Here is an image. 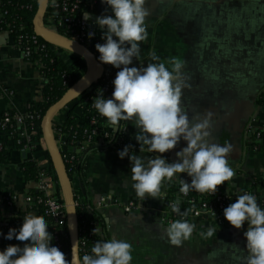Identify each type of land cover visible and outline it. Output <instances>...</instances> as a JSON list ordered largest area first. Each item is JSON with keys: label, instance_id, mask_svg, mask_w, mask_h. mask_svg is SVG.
<instances>
[{"label": "crops", "instance_id": "crops-1", "mask_svg": "<svg viewBox=\"0 0 264 264\" xmlns=\"http://www.w3.org/2000/svg\"><path fill=\"white\" fill-rule=\"evenodd\" d=\"M86 1L84 12L92 14L91 23L105 14L108 6L102 0ZM145 7L149 10L148 38L140 42L141 62L144 66L163 62L169 67L173 60L182 63L180 80L186 84L182 102L191 123L200 122L206 113L213 112L212 142L233 146L229 163L235 174L220 188L231 194L259 193L260 187L255 186L264 180V155L253 149L249 131L264 124V0H146ZM153 53L160 61L151 60ZM60 57L71 65L77 56L63 49ZM141 62L133 61L137 67ZM46 84L41 66L25 58L13 37L1 33L0 120L10 110L26 114L30 105L40 101ZM72 104L73 101L56 115L54 123H65ZM75 114L81 116V110ZM132 123L121 121V126L127 141L140 148L135 139L139 129ZM0 140L7 142L12 151L10 163L0 165V231L7 234L11 228L19 229L28 214L42 218L33 199L27 202L29 196L39 192L38 182L27 180L21 166L30 160L48 162V147L40 144L31 154L18 150L7 133H0ZM186 143L181 140L175 149L164 154L150 153L145 145L144 151L132 155L145 159L163 155L175 162L176 152ZM81 168L73 180L76 197L99 214L103 240L115 236L132 244L131 264H246L247 222L237 229L227 219L218 225L204 221L199 231L181 245L170 242L168 225L161 221L159 210L163 207L162 197L176 190L179 174L162 182L157 198L140 199L132 187L128 157L94 152L84 157ZM180 175L182 178L183 173ZM51 194L63 198L58 181ZM262 196L260 192L257 200L264 206ZM103 197L136 202L143 211L126 213L117 207L96 210ZM209 227L216 230L213 235L202 236ZM10 244L23 247L15 239L0 236V250Z\"/></svg>", "mask_w": 264, "mask_h": 264}, {"label": "clouds", "instance_id": "clouds-1", "mask_svg": "<svg viewBox=\"0 0 264 264\" xmlns=\"http://www.w3.org/2000/svg\"><path fill=\"white\" fill-rule=\"evenodd\" d=\"M102 3L108 6L105 14L97 16L92 23L103 30L101 38L104 42L95 47L100 53L99 61L119 71L113 81L111 98L99 92L93 106L114 131L121 121H133L139 129L135 139L140 144V152L147 145L148 152L164 154L175 149L181 140L187 142L176 152L178 159L175 162H169L163 155L147 159L132 155L131 145L118 152L121 159H130L132 187L137 197L157 198L162 182L171 181L177 174L180 191L184 194L192 190L216 193L217 186L229 181L235 173L229 163L233 146L212 142L214 113L208 112L200 122L191 123L182 102V89L186 84L180 80L183 65L179 60L171 61V67L163 62H148L147 66L141 62L140 42L148 38L146 0H102ZM84 18L92 20V14L85 11ZM94 35L95 32H90L89 38ZM134 59L141 62L139 67L134 65ZM151 60L160 61V57L153 53ZM181 173H187L191 182L182 179ZM236 196V202L224 209V216L237 229L247 222L248 229L244 232L246 264H264V206L253 193ZM172 209L182 217L187 215L186 211L181 212L178 203L173 204ZM48 228L45 219L28 214L19 229L11 228L7 234L0 231V236L5 239H15L23 244V247L10 244L0 250V264H131L133 260L132 244L113 236L97 240L92 254L82 258L75 251V245L69 261L65 253L52 244L53 235ZM195 228L196 225L186 219L171 222L167 227L170 242L181 245ZM98 231V228L94 229V234ZM215 231L209 227L201 235L210 237Z\"/></svg>", "mask_w": 264, "mask_h": 264}, {"label": "built area", "instance_id": "built-area-1", "mask_svg": "<svg viewBox=\"0 0 264 264\" xmlns=\"http://www.w3.org/2000/svg\"><path fill=\"white\" fill-rule=\"evenodd\" d=\"M35 1V0H33ZM37 1V0H36ZM86 0H49L48 12L45 18V27L51 31H59L62 27H66L70 34V36L62 35L69 40L73 41L76 44L84 46L88 49L97 62L102 66L103 73L101 79L97 81L95 84L99 82H103L101 85V89L95 93L94 98L99 94V92H103L108 98H111L112 93L114 91L113 81L116 77L119 69L114 68V66L110 64L101 63L98 59L100 53L96 49L95 45L97 43H103L102 38H98L95 40V35L89 38V33L91 31V26H95L89 20L84 18V10L86 7ZM33 7L29 6L28 8L31 10ZM2 16H0V20ZM96 27V26H95ZM100 29L99 27H96ZM76 29V30H75ZM78 30V32H77ZM103 31L102 29H100ZM23 31V28L20 30ZM11 36L12 31L5 32ZM38 37L36 33L31 37L27 36H19L16 40L17 48L24 54L25 58L29 60L31 58L33 52L38 50V47H32L27 45V43H31L33 45H38ZM95 41V42H94ZM39 48L44 49L45 46H39ZM92 85V86H93ZM92 88V87H91ZM3 93L7 94V90H3ZM31 109V105L26 114H15L13 117L7 111L0 120V133L9 134L12 139L17 140L18 145H23L22 151H26L29 153H33L37 150L40 144L47 146L45 142L38 143L37 141H33L32 137L37 136V132L29 133L27 128H21L25 125L26 119L35 120L40 119L43 121L44 117L41 115H32L29 110ZM100 118L103 119L105 117L100 115ZM99 121L94 120L93 125L95 128L92 131V134L89 138L82 142V144L78 146H74V142L69 144L67 143V139L61 130L55 127V123H53V134L56 139V143L58 148L62 154L63 161L66 164H72L75 161L79 160V155L82 153L90 152L93 146H102V150L100 152H108L118 156V152L122 150L126 145H131V154L136 153L140 150V148L130 142L127 141L125 136V130L122 128V124L120 122V127H118V131L115 132L110 123L98 125ZM251 137L255 135L257 140L261 139V134L256 133L255 130H250ZM100 135L99 141L93 142L92 136ZM25 141V142H24ZM3 148L2 143H0V152ZM254 150L257 151V148ZM42 167L48 165V162H43L40 164ZM182 179L187 180L189 183L191 182V177L187 175V173H183ZM39 185V193L38 203L43 205L44 214L49 220L51 227L53 228V241L57 244V247L61 248L62 243L60 242V238H67L68 231V220H67V212L66 206L63 198L58 195L51 194V191L56 186V180L53 175L49 174L46 170L41 171L38 179ZM181 183L176 186V190L172 194H167L162 197L163 199V207L159 210V216L161 221L168 225L171 222H174L177 219H186L190 223H194L196 228L193 231V235L199 231V226L204 222L208 221L210 224L218 225L226 220L224 216V209L230 204L236 202L237 194H243L244 192H237L234 194L223 191L220 186H217L216 193L213 192H198L195 190L189 191L187 194H184L180 191ZM260 192L262 193V199L264 200V180L259 184ZM260 192L256 193V197L259 198ZM251 193V192H248ZM27 202H32V196L27 198ZM179 204L181 212H187V215L181 216L176 213L172 209L173 204ZM79 205V202H76ZM122 208L126 213H138L142 212L143 208L137 204L136 202H122L120 200H115L111 197H103L100 199L98 204L96 205V210H104L110 208ZM214 210V211H213ZM97 234V233H96ZM85 254H92L91 251H87L84 248L79 249V257Z\"/></svg>", "mask_w": 264, "mask_h": 264}, {"label": "trees", "instance_id": "trees-1", "mask_svg": "<svg viewBox=\"0 0 264 264\" xmlns=\"http://www.w3.org/2000/svg\"><path fill=\"white\" fill-rule=\"evenodd\" d=\"M32 5L33 7L30 10L28 7ZM37 11L38 3L36 0H0V16H2V19L0 20V34L12 31L11 37L15 40H17L19 36L31 37L35 34L33 22ZM22 28L23 31H20ZM91 31L95 32V40L101 38L102 31L100 29L91 26ZM59 34L70 37L72 36L66 27H62L59 30ZM27 45L38 47V50L33 52L31 58H29V61L36 62L41 66L42 76L47 80V84L42 90L40 101L32 104L29 112L32 115H41V117H44L54 105L61 101L62 98L84 78L88 64L83 58L77 56L73 64L68 65L60 57V53L63 52V49L52 45L42 38H38L37 46L31 43H27ZM39 46H45V48L41 49ZM102 83L103 82L101 81L98 84L93 85L92 88L84 90L78 94L73 100V104L68 112L65 123L63 125L55 123V127L61 130L65 135L67 143L71 144L74 142V146H78L82 144L83 141L87 140L95 128V125L92 124L94 120L99 121L98 125L109 123L106 118H100V114L92 104L95 99V93L101 89ZM104 96L107 97L105 94ZM77 109L81 110V116L75 114ZM8 112L12 117L18 113L15 110H10ZM42 122L43 121L40 119H26L25 125L21 130L27 128L29 133L35 131L37 132V136L32 137L33 141H37L38 143L42 141L45 142L42 131ZM0 132H2V130H0ZM257 132L261 134V139L257 140L255 135H253L251 137L252 147L253 149L257 148V151L264 155V124L260 129L256 130V133ZM99 139L100 135L92 136L93 142L99 141ZM13 141L16 148L22 150L24 144L18 145L17 140L13 139ZM0 143L3 145L0 152V165L9 164L12 151L7 142L0 140ZM103 147L104 145L100 147L93 146L90 148L91 151L89 153L86 152L79 155V160L72 164H66L70 178L74 180V175L81 173L82 163L87 154L100 152ZM45 158L48 161V165L45 167H42L36 160L27 161L21 166L27 180L37 182L41 171L46 170L49 174L54 176L56 181H58L53 159L49 151H45ZM258 187L259 185L257 184L255 189ZM39 196V192L33 193V202L40 209L42 218L45 219L49 225L48 231L53 235V228L44 214V207L38 203ZM76 199L78 200V198ZM77 202H79V205L76 207L79 249L84 248L87 251H91L97 240H103L99 231L97 234H94V229H99L100 216L97 212L91 210L86 203L80 201ZM60 242L62 243V247L59 249L65 253V258L71 261L72 251L68 231L67 238H60ZM52 244L57 246L53 240ZM82 257L83 254L80 258Z\"/></svg>", "mask_w": 264, "mask_h": 264}, {"label": "water", "instance_id": "water-1", "mask_svg": "<svg viewBox=\"0 0 264 264\" xmlns=\"http://www.w3.org/2000/svg\"><path fill=\"white\" fill-rule=\"evenodd\" d=\"M38 11L34 19V30L38 37L46 40L56 47L69 50L76 56L83 58L87 64V72L84 78L73 87L56 105H54L45 115L42 122V131L48 151L51 153L57 179L62 191V197L66 206L68 220V234L70 238L71 251L73 257V247L79 256V233L76 219V195L73 186V180L70 178L62 154L56 143L53 134V123L57 114L65 109L78 94L84 90L90 89L93 84L101 79L103 68L84 46L74 43L68 38L62 36L56 31H51L45 27V18L48 12L49 0H37ZM118 129L115 131L117 132ZM82 188V187H81ZM83 190V188H82ZM72 260V258H71Z\"/></svg>", "mask_w": 264, "mask_h": 264}, {"label": "bare ground", "instance_id": "bare-ground-1", "mask_svg": "<svg viewBox=\"0 0 264 264\" xmlns=\"http://www.w3.org/2000/svg\"><path fill=\"white\" fill-rule=\"evenodd\" d=\"M66 169H67V168H66ZM67 172H68V171H67ZM76 200H77V199H76ZM77 201H80V200H77ZM77 201H76V202H77Z\"/></svg>", "mask_w": 264, "mask_h": 264}]
</instances>
